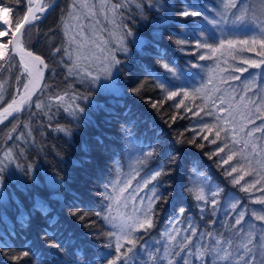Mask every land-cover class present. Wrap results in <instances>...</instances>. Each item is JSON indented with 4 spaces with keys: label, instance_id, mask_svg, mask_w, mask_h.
Masks as SVG:
<instances>
[{
    "label": "snow or ice",
    "instance_id": "1",
    "mask_svg": "<svg viewBox=\"0 0 264 264\" xmlns=\"http://www.w3.org/2000/svg\"><path fill=\"white\" fill-rule=\"evenodd\" d=\"M22 3V0H0V61L7 62L9 52L21 53L25 52V43L29 30L34 26V22L39 19L37 11H45V7L34 9L31 6L26 8L23 15H18L16 7ZM31 4L32 0H28ZM75 7V5H73ZM114 10L124 8L125 5L117 3L112 6ZM223 12L209 13L210 10L205 9L196 0H139L136 4L137 15H129L126 22L120 24L119 44L117 50L123 54V59L118 58L115 54H110L105 58V62L100 65L103 69L102 74H94L92 71L84 73V77L89 84V92L97 94L118 97L122 94L139 95L145 87L146 82L140 81L138 84L123 88L121 90L120 77L126 68L130 54L128 44L143 52L145 45L150 44L155 52V58L159 62V68L165 70L166 73L176 75L177 67L172 63L171 52L168 50V45L163 41L167 39L168 44L185 45L188 41L184 37L183 26L188 21H194L199 18L206 21L214 29L219 30L222 34L229 25L239 28L246 27L247 12L238 8V0H225ZM236 9V11H230ZM137 16L139 17L137 19ZM179 18L182 23L176 25V19ZM148 25L151 27V40L145 39L140 34V26ZM229 34L230 31H227ZM204 31L199 33V38L196 39L195 46L197 48L208 49L210 53H216L225 45L229 49L234 48L237 44L248 46V51H255L259 59H244L242 65L247 67L236 66L233 69L234 73L243 74L251 69H264V24L259 26V31L256 36L250 39H220L218 44L208 43L211 38L207 35V40H204ZM78 38V37H77ZM131 38V39H129ZM256 45L259 47L256 48ZM61 52V49H56ZM32 56L31 52L27 53ZM211 56L200 55V60L210 59ZM34 59L43 64L39 56ZM23 61V56H21ZM3 65L0 64V67ZM46 66V65H45ZM198 65H193L197 67ZM25 67H27L25 65ZM150 77L156 86L163 92L167 93L166 99L172 100L178 95L183 94L185 97L187 92H178L168 89L156 76L150 72L145 74ZM232 80H239L240 76L229 73ZM27 89V85H25ZM251 91V89L242 90ZM255 95V91H252ZM219 98V97H218ZM245 99L244 96L240 97ZM57 99L63 100L62 97ZM74 102L70 106L69 115L75 121V127H59L57 131L63 132L69 138L73 137L74 132L82 125L86 126L89 122V111L96 107L102 108L101 105H96L90 95H83L79 98H73ZM79 101H83L80 103ZM26 102V98L22 97L20 102L13 99L7 107L3 108V117L12 115L13 112H19L21 106ZM163 101L152 102V108H157L162 105ZM260 104L258 98L252 103V108L248 109L252 115L248 117V123L252 127L246 131L236 128L217 127L216 124L203 123L199 131H196L193 139H182V134H178L174 144H190L197 148L203 149L204 143H197V138L216 145V148L205 153L209 159L217 158L218 166L223 168L224 174L231 178L233 186H239V190L244 193L251 194L253 190L259 192V196H251L252 203L261 205L260 208H249L246 206L243 198L236 199L231 203L230 219L227 221L229 232L227 235L220 233L219 236L209 226L207 230L200 229L192 223V217H185L187 209L184 206H178L176 209V217L171 222L169 227L163 230L162 235L165 240L160 242V247L153 246L151 251H147V261L145 264H264V183L261 179L249 183L245 181V176L250 175L244 171V163L237 160V151L235 145L240 143L236 139L237 131H244L247 137H254L255 133H259L264 139V106L257 109ZM183 105V100L176 107L179 109ZM221 110H224L223 108ZM186 111L191 112L192 109L186 108ZM194 115H199V111L194 112ZM209 115L211 113H208ZM177 114H172L168 117L171 123H175ZM255 119L261 121L260 125L255 124ZM221 120L230 121L233 125L235 120L231 112H228L227 117H216L217 124ZM3 120L0 119V123ZM128 122L126 121L125 124ZM129 129L122 126L120 135L123 137ZM224 133V138L221 139V133ZM232 133L229 136V133ZM210 137H212L210 139ZM11 139V137H9ZM231 141L232 147L229 146ZM254 150V149H252ZM81 151L84 154L82 157L87 163L92 161L87 160L88 155H92L99 163L93 169L91 175L99 181L101 188L99 189L102 200L112 201L115 199L113 193L117 192L118 184H123V187L118 188V194L122 197L121 202L127 204L129 199L132 200L133 212L131 215L126 214L118 223L103 207L93 210V207L85 205V194L81 190L72 192L69 188V178L67 175H61L58 171L49 173L47 170L38 168L35 164L28 162L26 164L15 163L13 169H9V163L16 159L11 154V151H6L3 159H0V208L9 206L10 200L15 203L17 209L16 223L19 224L22 232L36 229L35 237L32 239L25 238L21 242V246L14 252L10 249L14 245L0 244V256L7 255L12 264H130L133 260V255L141 241V233H149L150 230L156 227L159 219V214L163 211V205L169 202V199L174 194V188L169 182L175 175L180 173L182 169V157L178 147L167 152L166 162L163 166L151 170L143 183L137 182L136 189L130 194L128 193L131 187L130 182L123 181L114 183L106 179L103 171V161L105 159L112 160L113 142L101 135H97L93 140H84L81 142ZM160 152V146L150 145L149 150L142 151V159H139L140 164H144L150 159H155L157 153ZM223 154V155H222ZM8 163H5V162ZM73 163L79 164L80 161ZM119 163L118 161L116 162ZM226 166V167H225ZM139 174V170H137ZM167 177L168 180L163 178ZM264 179V178H262ZM13 181L19 190L24 191L29 195V206L25 205L15 197L13 193L11 197L8 193V188ZM244 181V183H242ZM151 185V187H149ZM257 185H260L257 187ZM145 189L148 195L140 196L139 193ZM184 191L191 196V190L187 186ZM228 196L227 191L223 187H217L211 191L212 199L206 201L210 203V212L213 217L216 216V210L220 206L219 198L221 195ZM196 201H205L203 195H196ZM159 205V207H158ZM197 207L199 215L203 217L205 209L200 205ZM226 216L229 214L226 212ZM246 216L248 219L246 220ZM93 217H99L102 220L108 221L114 231H108L102 234L95 230L96 221ZM184 220L187 223H183ZM6 222L8 217L6 213L3 215ZM256 222H259V226ZM10 223V222H9ZM183 223V229L179 227ZM220 221L215 218L209 224H218ZM88 229L83 232L85 237H93V243H98L106 251H96L93 248L87 247L84 240L80 239L79 228ZM6 235L15 237L17 235L16 226L10 225ZM179 235V240L177 236ZM254 237H256L254 239Z\"/></svg>",
    "mask_w": 264,
    "mask_h": 264
},
{
    "label": "trees",
    "instance_id": "2",
    "mask_svg": "<svg viewBox=\"0 0 264 264\" xmlns=\"http://www.w3.org/2000/svg\"><path fill=\"white\" fill-rule=\"evenodd\" d=\"M27 1L22 0V3L16 6L18 15L24 14ZM51 2L52 0H42L43 5H48ZM138 2L139 0H106V3L112 4V6L117 3L125 5L124 8L113 9L115 21L119 27L121 23L129 19L130 14L137 15L136 4ZM196 2L210 10L205 14H213L224 7L225 0H196ZM72 3L73 0H57L50 11L40 20L34 22V26L27 34L25 48L31 49L43 59L46 65L45 72L38 91L25 108L0 123V159H3L4 153L10 150L11 154L16 157L8 165L10 170L17 162L22 165L31 162L49 173L58 171L61 175H67L71 189L69 195L79 189L85 194L86 206L93 207V210L103 207L111 215V201L102 200L99 191L101 185L91 175L99 162L92 155L87 156V160L92 161L91 164L82 159L84 154L81 151V142L91 141L97 135L113 142L114 158L112 160L105 159L101 165L106 179L110 181L115 174L116 162L123 163L125 160L128 138L131 137L140 142L145 151L149 150L150 145L158 144L160 146V152L157 153L156 158L145 162V166L139 171V174L154 165L163 166L166 162L167 152L178 147L182 157V169L169 181L174 188V194L169 202L163 205V211L159 214L156 227L149 233L140 234L142 238L130 264H145L148 259L147 251H151L153 246L160 247V242L165 240L162 235L163 230L170 226L176 217L177 207L181 205L187 209L185 217L189 215L192 217L191 222L197 225L198 231L200 229L207 230L211 226L217 236L220 233L227 235L229 232L227 221L232 215L230 205L235 202L231 200V197L235 200L243 198L246 204L245 193L239 190V186L232 185L231 178L227 177L223 168L218 166L217 158L209 159L205 154L213 151L216 145L209 144L199 138H197V143H204L203 149L190 144H174L178 134H182V139H193L195 132L201 129L203 123L216 124L217 127L228 129L221 123L217 124L211 102L196 89L199 78L205 74L203 67L205 60H200L199 56H208L209 50L197 48L195 40L199 38V33L204 31L206 32L204 40H207L208 35L211 38V40H207L208 43H217L218 36L216 35L220 34L221 37H224L222 33L207 24L206 21L197 18L194 21H188L183 26L184 37L188 39L185 45L168 44L165 39L163 43L168 45L172 63L177 67V73L174 76L159 68V62L155 58L154 49L150 44L145 45L142 53L136 50L133 45L128 44L130 54L125 61L126 68L123 75L120 77L121 90L123 93V88L145 81L146 84L142 92L139 95L125 93L118 97L90 93L85 77L72 69L66 55L68 43L62 22L66 19ZM255 5L257 4L255 3ZM180 23L182 21L177 18L176 25L180 26ZM151 31L152 29L148 25L140 26V34L147 40L152 39ZM56 49L62 51L57 52ZM113 54L123 59V54L119 51H115ZM18 61L14 55H9L7 62L0 67V107L14 96V92L20 91L24 87L26 75L20 72V61L19 63ZM1 62L0 64H2ZM193 65L198 66L193 67ZM148 72L156 76L168 89L181 93L187 92L188 95L185 97L181 94L172 100H167V93L161 91L151 78L145 75ZM83 95H90L96 105L103 107L100 109L93 107L88 113L89 122L87 125H82L74 132L73 137L69 138L63 132L57 131V128L75 127V121L69 115L70 106L76 102L74 97L79 98ZM57 97H62L63 100L61 101ZM181 100H183V105L178 109L176 105ZM156 101H163V103L157 108H152L151 103ZM79 102L83 103V101ZM186 108H190L192 111H186ZM197 111L200 114L194 115L193 113ZM172 114H177L174 124L168 120ZM126 121L127 124H125ZM122 126L129 129L123 137L120 135ZM223 138L224 133L222 132L221 139ZM229 146L232 147L231 141H229ZM234 150L237 151L236 159L244 163L245 171L248 170V162L242 160L236 145ZM74 161H80V163H73ZM195 172H199L207 178L206 191H201L194 186L192 178ZM163 179L168 180L167 177ZM186 184L191 190V196L184 191ZM217 187H223L228 196L221 195L220 206L216 210V216L213 217L210 212L211 205L206 201L212 199L211 191ZM8 193L10 197L14 193L15 197L25 205V208L29 206V195L19 190L15 181L8 188ZM196 195H203L205 201H196ZM194 205H200L205 209L203 217L199 215L198 209ZM226 212L229 214L228 216L225 215ZM5 213L10 223L3 219ZM16 216L17 209L11 200L8 207L0 208V244L7 242L14 245L15 247L10 249V252L18 249L26 237L29 239L35 237V228L31 231H21L19 224L16 223ZM214 218L220 223L210 225L209 222ZM93 219L96 221L95 230L102 234L114 231L108 221L99 217H93ZM181 219L183 223H187L186 220ZM183 223L179 226L181 230ZM10 225L16 226L17 235L15 237L6 235ZM77 227L79 228V226ZM79 231L80 239L85 241L87 247L98 252L106 251L99 247L98 243L92 242L93 237L82 235L88 229L79 228ZM177 239L179 240V235ZM0 264H12V262L7 255H4L0 256Z\"/></svg>",
    "mask_w": 264,
    "mask_h": 264
},
{
    "label": "rangeland",
    "instance_id": "3",
    "mask_svg": "<svg viewBox=\"0 0 264 264\" xmlns=\"http://www.w3.org/2000/svg\"><path fill=\"white\" fill-rule=\"evenodd\" d=\"M238 8L247 12L246 21L248 25L239 29L229 25L225 29V33L222 34L224 37H221L220 34L216 35L218 37L215 44H218L220 39H250L252 36L258 34L259 26L264 24V0H239ZM223 11H225L224 7L217 10V12ZM230 11H236V9ZM62 27L68 43L66 55L72 69L83 76L88 71H92L94 74H102L103 69L100 68V65L105 62L106 57L118 51L119 37L122 34L119 30L120 27L115 21L112 4H107L106 0H73L69 13L62 22ZM227 31L231 33L229 34ZM247 47L237 44L234 48L229 49L225 45L224 48L216 53H210L209 51L208 56L210 55L211 58L205 59L203 64L205 74L199 78V83L196 85V89L211 102L215 118L218 116L227 117L228 112H231L235 124L233 125L230 121L221 120L220 123L222 125L227 128L243 129L244 131L252 127L248 123V117L252 115L251 112H248V109L252 108V103L259 98L260 104L256 106L257 109L264 106V69L250 68L248 72L243 74L233 72L236 66L247 67V65L241 64L242 60L259 59L255 51H248ZM258 47L256 45V48ZM9 55L14 54H10L9 52ZM15 58L17 59L16 56ZM1 63L3 65L5 61ZM43 66L45 67L44 61L43 64H39L40 68ZM20 72L24 73L21 67ZM229 73L240 76V79L232 80ZM25 85H27V77L24 87L20 91L14 92V96L22 93ZM249 88L251 91H242ZM252 91H255V95H252ZM241 96H244L245 99H241ZM222 108L224 110H221ZM255 124L260 125L261 121L255 119ZM244 131H237L235 136L240 141V143L236 144V148L242 160L248 162V170L246 171L250 175L245 176V181L252 183L257 179H261L262 183H264V179H262L264 178V139L261 138L259 133H255L254 137H247L244 135ZM126 145L125 160L123 163L119 162L116 164L115 174L112 176L111 181L114 183L120 181L124 183L130 182L131 187L128 193L125 194L128 195L136 189L138 181L143 183V178L151 170L159 168V165H154L143 173L137 174V170L140 171L145 166V163L140 164L138 162L139 159H142V151L145 150L140 142L131 137L127 139ZM243 170L245 171V168ZM192 181L194 186L199 190L206 191L208 180L201 173L195 172ZM123 186V184H118V188ZM259 186L257 185V187ZM118 188L117 192H114L115 199L110 202L112 204L111 217L117 223L126 214L131 215L133 212L132 200L129 199L127 204L121 202L122 197L118 194ZM148 194L147 189L139 193L140 196ZM250 195L259 196L260 193L255 190L251 194L245 193L247 199L246 206L256 209L260 208L261 205L252 203V200L249 198ZM231 200L235 201L233 197H231ZM245 219L247 220L248 217L246 216ZM256 223L259 226V222Z\"/></svg>",
    "mask_w": 264,
    "mask_h": 264
},
{
    "label": "water",
    "instance_id": "4",
    "mask_svg": "<svg viewBox=\"0 0 264 264\" xmlns=\"http://www.w3.org/2000/svg\"><path fill=\"white\" fill-rule=\"evenodd\" d=\"M56 2H57V0H52L51 3H49L47 6H45V11H43V12L37 11L36 14L39 16V19H37V20H40L48 11H50L53 8V6L55 5ZM28 6H31L34 9H39L41 6H43L42 5V0H33L32 3L29 4ZM28 52L32 53L31 57L27 55ZM10 54H14L17 57V55L21 54V53H12L10 51ZM21 55H24V56L27 57V65H26L27 67L25 68V70L22 68V65L19 63L20 67L22 68V71L27 76V89H24V91L22 93H20L19 95H21V99H22V97L26 98V102L21 106V110L19 112H13L12 115L7 116L6 118H4L3 117V108L7 107V104L11 103L12 100L17 97V96H13L2 107H0V119H2L3 121H5L6 119L12 117L15 114L20 113L25 108V106L28 104L30 99L38 91V89L40 87V84L42 82V78L44 76L45 67L44 66L42 67L41 74L39 75L37 65L40 64V62L36 61L34 59L35 56H39L38 54L34 53L31 49H26L25 48V52L23 54H21ZM41 60L43 61L42 58H41ZM20 100L18 101V103L20 102Z\"/></svg>",
    "mask_w": 264,
    "mask_h": 264
},
{
    "label": "bare ground",
    "instance_id": "5",
    "mask_svg": "<svg viewBox=\"0 0 264 264\" xmlns=\"http://www.w3.org/2000/svg\"><path fill=\"white\" fill-rule=\"evenodd\" d=\"M21 56H23V61H21ZM17 58L18 60L20 61L21 65H22V68L25 70V65H27V57L24 56V55H21V54H18L17 55ZM37 68H38V73L39 75L41 74V70L42 68L39 67V64L37 65ZM43 79V78H42ZM21 99V95H18L15 100H17V102ZM123 162V161H122ZM117 164V163H116Z\"/></svg>",
    "mask_w": 264,
    "mask_h": 264
}]
</instances>
